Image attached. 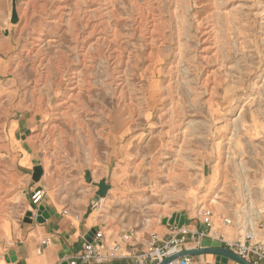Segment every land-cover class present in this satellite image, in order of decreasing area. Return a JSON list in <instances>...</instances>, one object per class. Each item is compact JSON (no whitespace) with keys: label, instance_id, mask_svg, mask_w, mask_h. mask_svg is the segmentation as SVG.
Here are the masks:
<instances>
[{"label":"rangeland","instance_id":"1","mask_svg":"<svg viewBox=\"0 0 264 264\" xmlns=\"http://www.w3.org/2000/svg\"><path fill=\"white\" fill-rule=\"evenodd\" d=\"M180 89L187 116L165 136L157 188L153 153L135 169ZM102 179L92 203L108 247L207 213L226 241L245 228L264 242V0H0V264L34 221L32 190L81 212Z\"/></svg>","mask_w":264,"mask_h":264},{"label":"crops","instance_id":"2","mask_svg":"<svg viewBox=\"0 0 264 264\" xmlns=\"http://www.w3.org/2000/svg\"><path fill=\"white\" fill-rule=\"evenodd\" d=\"M20 151V167L25 168L31 165L32 159L28 158L30 152L25 145H21L18 152ZM22 153H25V156ZM108 188L109 182L105 179L97 182L93 186L94 196L91 198V204L89 203L81 212L72 210L62 211L50 198L43 199L40 205L35 207L33 223L21 229L20 237L14 241L12 252L15 261L10 262V264H65V262H68L80 251L85 241L91 240L94 233L100 231L97 224V216L96 214L94 215L92 202L102 199ZM37 213H40L39 217H37ZM164 227V231L140 243L136 242L135 237L132 238L133 244H131L132 247L127 248V256L78 264H137L134 256L140 255L147 249L150 239L155 238L158 245L168 240L170 234L169 225H165ZM183 227L187 230V235L182 250L200 247V242L205 238H200L198 234L205 231L204 224L198 220L189 221L184 217ZM43 240L46 241V245H41V241ZM116 243L118 242H113V245ZM39 250L40 253H38ZM189 260L190 264L216 263L215 256L210 254L189 257ZM142 264L156 263L145 261ZM173 264H179L178 260ZM227 264L238 263L229 260Z\"/></svg>","mask_w":264,"mask_h":264},{"label":"built area","instance_id":"3","mask_svg":"<svg viewBox=\"0 0 264 264\" xmlns=\"http://www.w3.org/2000/svg\"><path fill=\"white\" fill-rule=\"evenodd\" d=\"M44 197V189L36 187L31 191L29 197V205L33 208L40 205ZM203 224L205 231L199 233L200 238L211 239L218 241L222 246L229 248L240 258L247 260L250 264H264V242L257 241L253 232L246 231L244 228V237L234 241H226L223 235H216L213 231L209 213L205 217ZM222 224L225 227L236 226L238 230L242 229L240 222H233L231 219H223ZM245 227V224H244ZM258 228L264 231V228L259 224ZM169 238L166 242L158 245L156 239L152 238L148 242L147 249L140 255L134 256L137 264H142L145 261L155 262L156 264L164 257L182 251V246L185 242L187 230L182 226L178 227L176 224L169 226ZM133 239L131 235L125 234L120 237V242L108 247L105 244V237L101 231H96L90 241H85L79 252H77L65 264H78V263H93L105 259H113L117 257L127 256V248L132 247ZM41 245H46V241H41ZM97 246V248L95 247ZM105 251V252H104ZM40 253V250L38 251ZM179 264H190L189 257H183L178 260Z\"/></svg>","mask_w":264,"mask_h":264},{"label":"bare ground","instance_id":"4","mask_svg":"<svg viewBox=\"0 0 264 264\" xmlns=\"http://www.w3.org/2000/svg\"><path fill=\"white\" fill-rule=\"evenodd\" d=\"M180 95L181 97L178 99V100H175V99H170L168 101V103L165 105V107L160 111V114H159V117H158V134L156 137H151L147 144L148 146L145 148V150L141 151L140 154H139V158H140V161L139 163L137 164V167H136V172H139V170L142 169V162L144 161V159L146 158L147 156V153H153V155H155L154 157H152V160L150 161V164H149V173H148V179L150 181L153 182V179L156 175H160L162 174L163 171H160L159 169V161L162 159L163 156L169 154V155H174L173 153V148L167 144V142L165 141V136H169L170 134L172 135V142L171 144L175 143V139H177V135L179 134L177 131H181V127L178 128V123L179 121L182 119V117H186L187 116V111H186V107H185V101H184V97L182 96V89H180ZM160 99V96L159 97H154L152 99H148L149 101H147L146 103V107H144L143 105L140 107V109L146 111L145 109H148L150 108V106L153 104V105H158L159 103H162L163 100H159ZM159 100V101H158ZM158 101V102H157ZM177 101V102H176ZM158 103V104H157ZM194 104V102H193ZM167 107V109H165ZM167 112L166 115H164V112ZM134 110L133 109H130L129 110V113H130V118L132 116ZM159 113V112H158ZM158 116V115H157ZM129 118V119H130ZM167 119L169 122H167ZM166 124H169L170 126V130L171 132L168 133L167 131H165V125ZM81 126V122L78 121V127ZM98 134H100L98 132ZM181 134H185L183 131ZM174 135V136H173ZM170 137V136H169ZM86 139V138H85ZM108 141V140H107ZM166 143V144H165ZM127 153V152H126ZM125 156L127 157V155L125 154ZM178 158L176 160V162L178 161L179 163H181V157L180 155H176ZM176 158V157H175ZM175 162V161H174ZM133 166V165H132ZM175 166H177V163H175V165L173 166L175 168ZM170 168V167H169ZM168 174V173H167ZM161 177V175H160ZM170 177V176H168ZM172 177V176H171ZM164 178V176H163ZM137 179V178H136ZM156 179V178H155ZM169 179V178H168ZM174 179V178H173ZM162 180V179H161ZM167 181V180H166ZM154 184H157V182H153ZM161 185V184H160ZM158 184L156 185V187L158 188ZM160 189V188H159ZM158 190V189H156ZM155 190V191H156ZM163 190V189H162ZM157 192V191H156ZM159 192V191H158ZM164 192V190H163ZM166 193V192H165ZM164 195H160V198L162 199ZM104 201L103 199H101V202ZM145 201V200H143Z\"/></svg>","mask_w":264,"mask_h":264},{"label":"water","instance_id":"5","mask_svg":"<svg viewBox=\"0 0 264 264\" xmlns=\"http://www.w3.org/2000/svg\"><path fill=\"white\" fill-rule=\"evenodd\" d=\"M42 175H43V169L41 166L38 165V166L33 167L31 178L34 182H38ZM28 215L30 216V213ZM39 216H40V213H37V217ZM163 224H166L169 226L176 224L178 227H182L184 224V216H174L169 220H164ZM95 247L97 248L96 245ZM206 254L215 256L216 258L215 264H227L229 260L235 263H238V264H250L247 260L240 258L237 254H235L229 248L222 246L220 242L214 241L211 239L202 240L200 242V247L196 249H186L178 253H174L167 257H164L157 264H173L176 260H179L183 257H196L199 255H206ZM6 260L8 262L15 261V257L13 256L12 251L9 253V256Z\"/></svg>","mask_w":264,"mask_h":264}]
</instances>
